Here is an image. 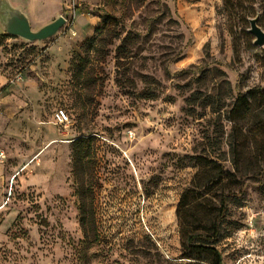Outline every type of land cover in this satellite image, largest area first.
<instances>
[{"label": "rangeland", "instance_id": "rangeland-1", "mask_svg": "<svg viewBox=\"0 0 264 264\" xmlns=\"http://www.w3.org/2000/svg\"><path fill=\"white\" fill-rule=\"evenodd\" d=\"M230 2L49 0L56 35L0 34V264H264V139L230 113L264 87V1Z\"/></svg>", "mask_w": 264, "mask_h": 264}, {"label": "trees", "instance_id": "trees-1", "mask_svg": "<svg viewBox=\"0 0 264 264\" xmlns=\"http://www.w3.org/2000/svg\"><path fill=\"white\" fill-rule=\"evenodd\" d=\"M231 0H224L225 6H233L230 2ZM264 1V0H263ZM114 18L110 15H105L103 17V24L99 28L101 34L106 32H110L109 25L114 24ZM97 36H93L88 39L84 44V51L88 52L90 49H93L94 46L98 45ZM82 70V68H81ZM260 100V101H258ZM233 120H236L235 123L239 125V133L244 135V143L249 145L250 147L253 145H257V143H262L264 139V135L261 136L259 134H264V87H255L249 90L247 93L240 95L237 97L233 108L231 110ZM254 128L255 130H253ZM254 134V135H250ZM87 139V137L80 136L73 141L83 142ZM238 142L234 141L231 145L233 152H236ZM214 234H217L215 231ZM194 235L187 236V242H191L190 240H194ZM184 244V243H183ZM191 246L198 250H206L214 252L215 259L210 262V264H220L221 259L220 256L214 249L210 246H206L202 241H194L191 243ZM184 257L190 258L189 255H185Z\"/></svg>", "mask_w": 264, "mask_h": 264}, {"label": "water", "instance_id": "water-1", "mask_svg": "<svg viewBox=\"0 0 264 264\" xmlns=\"http://www.w3.org/2000/svg\"><path fill=\"white\" fill-rule=\"evenodd\" d=\"M257 18L250 19L248 31L254 35V44H264V30L257 25ZM65 17L57 16L52 21L33 30L27 15L19 8L11 5L9 0H0V23L4 32L26 42H41L57 34L65 24Z\"/></svg>", "mask_w": 264, "mask_h": 264}, {"label": "crops", "instance_id": "crops-1", "mask_svg": "<svg viewBox=\"0 0 264 264\" xmlns=\"http://www.w3.org/2000/svg\"><path fill=\"white\" fill-rule=\"evenodd\" d=\"M48 1L49 0H9L11 5L15 7H19L27 15L29 22L31 20L30 15L46 7V4L48 3ZM3 32H4V29L0 23V34H2ZM0 62H1V57H0ZM6 82H7V79L5 75L1 72V67H0V91L3 87H5ZM7 101H8V98H7L6 90L3 92H0V106L1 104H6ZM0 149L5 152L3 148L0 147ZM5 160L4 162L0 163V213L2 211V208L5 206V204L4 205L2 204V203H5L2 200L5 198V193L8 192L7 187H8L9 181L11 180L14 182V179L16 177L14 173L10 174L8 170H3V165L5 163ZM2 186L3 188L1 189Z\"/></svg>", "mask_w": 264, "mask_h": 264}, {"label": "built area", "instance_id": "built-area-1", "mask_svg": "<svg viewBox=\"0 0 264 264\" xmlns=\"http://www.w3.org/2000/svg\"><path fill=\"white\" fill-rule=\"evenodd\" d=\"M54 117L56 119V121L60 124L65 123L68 120V116L66 114V111L64 109H56V111L54 112ZM6 159V153L0 149V163L4 162V160ZM12 184V183H11ZM11 187L9 184L8 187V196L11 194Z\"/></svg>", "mask_w": 264, "mask_h": 264}]
</instances>
